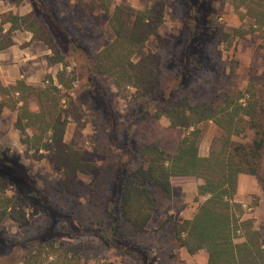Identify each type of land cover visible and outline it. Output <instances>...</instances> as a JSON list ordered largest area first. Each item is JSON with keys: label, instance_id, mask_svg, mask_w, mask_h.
<instances>
[{"label": "rangeland", "instance_id": "1", "mask_svg": "<svg viewBox=\"0 0 264 264\" xmlns=\"http://www.w3.org/2000/svg\"><path fill=\"white\" fill-rule=\"evenodd\" d=\"M42 1L48 8L46 13L40 12L33 0H15L16 3L0 0V16L17 10L22 24L16 36L21 39L32 36L35 54H38L21 72L24 78L18 80L36 88L49 86L51 79L57 85V75L64 67L61 63L53 65L52 59L67 64V76L73 80V85L71 90L62 89V95L72 99L75 110L64 140L81 153L83 162L93 164L99 175L94 178L81 174L76 193L60 192L57 187L63 179L62 173L57 172L46 158L40 157L43 153L28 149L16 128L17 111L2 107L4 101L0 97V157L3 155L24 165L28 176L36 181L38 189L48 199L52 212L41 206L35 211L24 202L22 206L29 224L20 227L13 220L17 210L11 209L0 222V264H24L25 260L28 264H67L68 261L72 264H138L132 256L109 248L96 236L98 231L108 232L110 200L118 170L128 159L126 148L130 145L134 155L132 164L137 165L140 147L157 145L167 154H173L187 130L171 125L162 111L164 103L153 104L149 98L137 97L134 89L121 90L111 78L91 75L69 42L62 43L48 15L53 14L55 23L65 33L97 55L114 39L109 21L115 7L127 6L138 11L157 5L156 18L162 16L158 32L168 42L161 46L151 38L146 51L156 53L161 59L159 91L166 93L177 80L178 62L187 43L186 22L190 8L185 0H113L109 11L100 8L95 0ZM208 11L202 16L204 33L201 41L194 48L199 55L198 67L191 65V78L178 98H186L192 106L216 107L224 105L227 95L243 94L253 87L264 99V31L244 37L236 35L235 31L244 27V21L230 0H214ZM134 20V17L129 18V24ZM139 58L135 57L134 61ZM29 98V109L38 111L36 97ZM5 100L9 101L8 98ZM62 106L70 110L67 97ZM199 127L203 130L199 153L208 157L212 150L221 147L223 131L208 120ZM253 137L254 132L247 130L245 135L232 139L246 144L251 143ZM262 164L263 161L259 175H240L235 200L240 206L236 209L243 222L237 241H244L252 232L258 234L264 246ZM17 176H22L24 184L27 177L20 170ZM8 183L7 195L21 198L19 186L9 180ZM202 183L196 178H173L171 196L157 190L158 203L147 231L136 234L125 224L126 239L132 246L151 254L154 264H207L206 251L188 255L175 237L177 224L192 220L206 201L208 196L201 197L198 192ZM56 214L61 218L58 219Z\"/></svg>", "mask_w": 264, "mask_h": 264}, {"label": "trees", "instance_id": "2", "mask_svg": "<svg viewBox=\"0 0 264 264\" xmlns=\"http://www.w3.org/2000/svg\"><path fill=\"white\" fill-rule=\"evenodd\" d=\"M185 1L190 8L186 22L187 43L178 62L176 83L166 93L159 91L161 59L156 53L146 51V44L151 38L161 46L168 42L158 32L162 16L156 18L157 5L138 11L127 6L115 7L109 21L114 39L97 55L91 54L76 38L65 33L55 23L53 14H46L51 24L54 23L62 43L69 42L74 54L83 59L91 75L111 78L121 90L134 89L137 97L149 98L153 104L164 103L162 111L171 125L187 130L173 154H167L157 145L140 147L137 165L132 164L134 155L130 145L126 148L128 159L118 170L114 195L110 200L108 232L98 231L96 236L109 248L132 256L138 264H154L151 254L130 244L123 227L128 224L136 234L146 232L157 207V190L171 196L173 178H196L203 181L198 187L199 195L208 197L192 220L177 224L175 237L180 246L190 255L206 251L207 264H264V246L257 233L251 232L244 241H237V233L243 222L236 209L240 206L235 200L240 175H259L261 162H264V99L253 87L243 94L227 95L224 105L216 107L192 106L186 98H178L191 78V65L198 67L199 55L194 48L199 45L204 33L201 30L202 16L214 0ZM12 2L16 3L15 0ZM95 2L103 10L109 11L113 0ZM230 3L244 21V27L236 30V35L244 37L264 31V0H230ZM33 4L40 12L46 13L48 8L42 0H33ZM133 17L135 20L129 24V18ZM21 21L15 10L4 14L0 21V33L6 24L11 25L9 35L20 30ZM11 44V39L3 42L0 51ZM51 49L56 52L54 46ZM137 56L139 60L134 61ZM51 63H61L64 67L57 75V85L52 79L45 88L32 87L22 81L5 87L0 82V95L4 101L2 107L17 111L16 128L23 135L28 149L37 154L43 153L40 157L46 158L57 172L62 173L63 179L57 189L74 194L79 175L97 178L99 171L93 164L83 162L81 153L64 140L75 104L68 95H62V89L71 90L73 80L67 76L68 66L65 62L55 58ZM31 96L36 97L40 108L38 111L29 109ZM65 97L71 111L63 109ZM207 120L217 124L223 135L219 150H212L208 157H202L199 150L203 130L199 126ZM247 130L254 132L251 143H239L232 139L245 135ZM27 131L31 134L27 135ZM19 170L27 177L24 184L21 182L22 176H17ZM27 172L22 163H15L3 155L0 157V222L11 209H16L13 220L20 227L27 226L29 220L23 210L24 202L29 203L35 211L41 206L52 213L48 199ZM8 180L19 186L21 198L7 195ZM56 217L61 218L57 214ZM24 264H28L26 260ZM67 264L72 263L68 261Z\"/></svg>", "mask_w": 264, "mask_h": 264}, {"label": "crops", "instance_id": "3", "mask_svg": "<svg viewBox=\"0 0 264 264\" xmlns=\"http://www.w3.org/2000/svg\"><path fill=\"white\" fill-rule=\"evenodd\" d=\"M16 14L20 16L17 10ZM10 27V24H6L4 31L0 33V44L3 42L7 43L9 39L12 40L10 46L0 51V82L5 87L16 84V82L20 81L18 80L19 78H24L21 72H24V68L38 56V54H35V41L32 39V36L21 39L19 36H16L20 30L9 35ZM23 43L25 44L24 47L22 46ZM0 97L2 96L0 95ZM185 251L190 255L186 249Z\"/></svg>", "mask_w": 264, "mask_h": 264}]
</instances>
